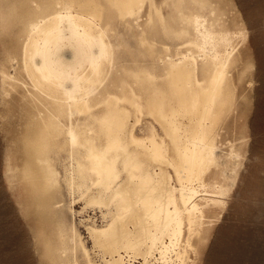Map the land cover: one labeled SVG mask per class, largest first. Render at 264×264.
<instances>
[{
    "label": "bare ground",
    "instance_id": "1",
    "mask_svg": "<svg viewBox=\"0 0 264 264\" xmlns=\"http://www.w3.org/2000/svg\"><path fill=\"white\" fill-rule=\"evenodd\" d=\"M223 2L0 0L1 105L19 113L2 173L44 264H197L243 150L221 140L247 37Z\"/></svg>",
    "mask_w": 264,
    "mask_h": 264
},
{
    "label": "rangeland",
    "instance_id": "2",
    "mask_svg": "<svg viewBox=\"0 0 264 264\" xmlns=\"http://www.w3.org/2000/svg\"><path fill=\"white\" fill-rule=\"evenodd\" d=\"M225 1L229 2V6L226 4L228 2ZM224 2V7H226L227 12L229 13L230 11V21L234 22L236 26L244 28L247 37L242 39L239 44V48L242 47L243 52L242 54L240 50V56L242 57L243 55L242 58L244 60L241 58V62L234 69V78L238 74L236 76L237 79L235 78L237 80L236 85L238 84L237 93L239 92L237 94L238 108L236 107L233 115L222 129L223 136L221 135V140L226 144L231 142L238 148L241 145L242 147L239 149L240 151L243 149L241 151L243 156L241 155L240 169H238L240 171L236 178L237 181L235 180V183L232 185L234 187L231 186L232 190H234H231L232 192L228 196L230 200L227 198L229 201L226 203L228 204L217 207L219 211L215 208L218 211L213 210L216 214H213L214 212L211 213L212 211L210 212L211 215L209 213L210 219L213 218L211 220L213 223L210 221V227L205 231L209 235L205 234L203 240L207 237L206 240L199 243L198 248L200 251L191 252L190 255L196 254L192 258L194 259L195 257L196 260L194 259V261L197 264H264V0H224ZM142 18L144 19L145 16ZM236 22L239 23L237 24ZM0 39V47L3 48L1 36ZM241 42H243L242 45ZM1 48L0 62L3 57ZM1 104L0 98V110L3 109L0 111V114L3 113L4 115L5 113V116L0 115L3 117L2 120L4 119L3 122L0 120V126H4L5 121H7V125L15 123L16 121L14 122V120L16 118L13 116L17 117L18 120L19 113L17 111L13 113V110L9 109V105L3 103V107ZM5 117H7V120ZM1 129L0 192H3L2 197H4V199L2 198L3 209L7 211V214L11 212L8 216L12 218L14 224L2 227L0 231V243L2 244L0 246V255L3 253L0 256V264H44V259L36 240V244L33 242L36 238H34L35 236L31 231L30 224L25 219V216H22L24 212L18 207L20 205L16 202L17 199H13L16 197L12 195L13 193L6 181L5 173H2L5 171L4 161L6 160V156L4 157V155H6L5 147L7 146V142H5V131L3 128ZM4 142L5 144H3ZM225 143H222L224 149L228 146ZM229 146L226 147L227 150ZM4 192L6 194L8 192L9 194L6 195ZM12 196L13 198H11ZM5 201L6 204L4 205ZM81 203L77 200L75 205L77 209L82 208ZM7 206H10V211ZM219 208H222V211ZM84 215L86 217L92 216L96 220H99V222L102 220L100 210L92 207H89ZM80 217L82 216L77 215L78 219ZM81 230L85 234L83 226ZM32 236H34L33 240ZM191 256L190 261L194 262ZM15 260H17L16 263ZM154 263L176 264L177 262L163 263L154 260L152 264Z\"/></svg>",
    "mask_w": 264,
    "mask_h": 264
}]
</instances>
